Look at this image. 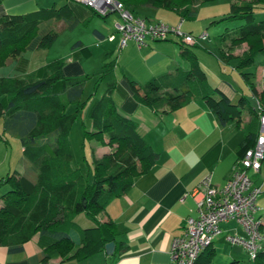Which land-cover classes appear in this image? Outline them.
<instances>
[{
    "label": "trees",
    "instance_id": "trees-1",
    "mask_svg": "<svg viewBox=\"0 0 264 264\" xmlns=\"http://www.w3.org/2000/svg\"><path fill=\"white\" fill-rule=\"evenodd\" d=\"M118 1L132 15H137L138 7L148 5L173 11L180 20H192L197 6L212 0ZM262 4L264 0H232L227 13L210 21H244L231 34L227 28L218 34V39L229 40L227 48L218 49L221 60L231 58V49L244 42L246 49L232 57L237 58L235 67L264 69V19H253V9ZM59 20L67 28L76 24L66 3L31 13L2 14L0 66L7 59L35 48H48L57 35L51 24ZM176 43L180 57L188 66L152 76L142 84L128 80L132 95L161 113L183 106L192 99H200L217 124L239 126L245 97L241 95L232 101L220 89L210 86L190 45ZM71 48L84 58L90 56L88 47L79 41L73 42ZM104 55L100 71L82 77H64L61 71L63 58L53 59L24 76L0 77V118L4 130L19 138L26 163L30 165V172L12 171L4 177L10 187L1 195L0 245L18 251L24 242L38 235V244L43 249L41 264L56 257H60V261L84 258L103 250L104 244L110 241L114 243L112 255L124 251L127 246L116 240L115 223L109 219L99 221L96 215L110 200L123 195L132 185L133 178L148 171L158 157L137 131L134 121L115 110L111 95L116 59L110 52ZM241 76L257 101L259 111L252 108L249 112L243 137L235 147L237 157L253 146L259 133V116L264 114V89H255L254 72H243ZM89 78L94 80V89L99 83L104 84V89L88 107L90 129L84 128L82 137L107 146L109 150L100 156L92 155L91 179L88 181L78 167L70 164L67 134L87 100L83 98V85ZM68 105H72L73 110L65 113ZM78 213H84L92 224L79 227L73 221V216ZM212 255L208 246L196 256L193 264H264L261 247L249 262L216 263L212 261Z\"/></svg>",
    "mask_w": 264,
    "mask_h": 264
},
{
    "label": "crops",
    "instance_id": "crops-1",
    "mask_svg": "<svg viewBox=\"0 0 264 264\" xmlns=\"http://www.w3.org/2000/svg\"><path fill=\"white\" fill-rule=\"evenodd\" d=\"M63 3L67 4L76 19L73 27L83 24L91 28L92 38L89 36L88 42L80 37L74 39V42L79 41L88 47L98 40L105 43L104 46L108 50L117 45L120 51L117 58L115 57L116 64L113 69L115 85L111 95L115 110L134 121L137 131L157 152L158 157L148 171L133 178L132 185L123 195L110 200L103 211L96 215L99 221L109 219L115 223L118 230L116 240L122 241L127 246L124 251L106 255L100 250L84 258L63 261H60V257H56L49 259L47 264H170L169 249L172 239L182 234L187 216H196L195 199L200 196L193 198L190 192L206 174H209L212 184L221 186L224 183L232 163L237 158L235 147L243 137L244 127L250 118L249 112L254 108L250 100L255 102V99L250 91L244 93L222 79L220 81L223 85L209 84L220 89L232 101L241 95L245 97L246 103L240 111L239 126L233 123L223 126L217 124L200 99H192L183 106L163 113L153 111L132 95L128 80L142 84L152 76L172 72L175 68H186L188 64L180 57L177 43L172 39L163 41L145 39V43L139 47L132 41H127L120 47L119 34L114 27L119 19L115 13L98 16L83 4L71 0H64ZM142 7V9L137 8L135 12L147 21L168 25L178 24L180 30L190 34L202 31L192 24L184 25L182 29V20L176 22L178 15L173 11L148 5ZM4 13L6 9L0 6V16ZM59 21L63 23L60 24V28H73H67L62 20ZM59 21L52 22V27ZM109 35H113L112 41L116 40L115 45L107 44L111 42L106 39ZM72 43L66 53L64 51L61 56H54L50 60L45 56L42 57V48H35L23 55L9 58L0 66V77L24 76L38 66L58 58L64 59L61 68L64 77H82L98 73L100 70L89 73V69L84 66L85 58L71 48ZM106 52L109 51H104V54ZM198 61L203 63L199 59ZM116 67H119V72ZM258 68L259 74L258 77L255 76L254 84L255 89L260 91L264 88V69ZM243 110H245L244 114ZM89 147L91 157L100 156L108 149L94 140H91ZM29 168L30 165L26 163L21 172H30ZM247 174L252 185L259 186L261 193L264 189V161L258 171H248ZM5 176L0 173V183H6ZM2 194H0V206ZM255 203L257 209L264 208V194L258 202L255 200ZM256 218L263 231L264 219L260 214ZM73 221L81 228L92 224L84 213L74 215ZM219 227L220 233L209 245V249L213 252L212 261L214 254H218V261H214L216 263H228L231 260L243 262L239 259L243 256V252H246L243 247L230 244L225 239L227 234L245 237L242 227L234 220L220 222ZM263 244L264 240L260 243L262 249H264ZM42 254L43 249L38 244V235H34L24 242L22 249L18 251H10L7 246L0 245V264H41Z\"/></svg>",
    "mask_w": 264,
    "mask_h": 264
},
{
    "label": "rangeland",
    "instance_id": "rangeland-1",
    "mask_svg": "<svg viewBox=\"0 0 264 264\" xmlns=\"http://www.w3.org/2000/svg\"><path fill=\"white\" fill-rule=\"evenodd\" d=\"M232 0H212L210 2L201 3L198 8H196L195 18L192 20L186 19L182 20V29L184 25L192 24L195 28H200L199 33L191 34L193 36H198L200 33L205 32L206 37L204 39L198 38L197 43L190 47L193 49L196 58L203 63L199 62L202 70L205 74L206 82L212 86L223 85L220 81H226L232 84V87L238 90L248 93L247 85L244 83L241 73L243 72H254L253 81L255 76L258 77V67L247 66L243 68H236L237 58H232L233 56L240 55L242 51L246 49V44L244 42L240 43L236 47H233L229 54L232 56L223 61L218 57L219 48H227L229 45V40L226 38L224 41L218 39V34L221 33L225 28H227L229 34L231 31L239 24L243 23V20H231V21H219L210 23V21L218 19L223 14L227 13L229 3ZM236 2L244 0H233ZM64 0H0V6L6 9L7 14H25L35 11V9L48 8L52 5L58 6L63 3ZM142 9L143 7H138ZM118 17V16H117ZM101 20L99 17H96ZM119 19V18H118ZM253 19L260 20L264 19V4L260 7H255L253 9ZM179 21L177 17L176 22ZM60 24L61 21L55 22L53 30L56 31L57 35L54 41L46 49L41 50L42 57L45 56L47 59H52L54 56H61V53L68 50L70 43L74 42L77 37L82 38L84 41L88 42V37L91 36L90 27L87 25H77L71 29H62ZM172 26H176L172 25ZM183 33L182 30H180ZM190 34V33H189ZM107 39V37H106ZM165 39H172L173 41H179V38L175 35L168 33ZM110 41V40H108ZM163 41V40H161ZM86 42V43H87ZM174 44L176 45V43ZM109 46L115 45L116 40L107 43ZM105 43H101L98 40L92 42L88 46L90 51V56L84 59V66L89 69V73L98 72L100 70L101 64L104 61V51H109L111 57H116L119 53V49L116 46L111 47L109 50L104 46ZM119 45V43H118ZM177 47V45H176ZM197 59V60H198ZM187 63V62H186ZM117 71L120 70L116 67ZM119 72V71H118ZM257 83V82H256ZM94 80L92 78L87 79L83 85V98H87L83 108L80 110L78 115L75 117L71 123L70 129L67 134V142L71 152L70 164L73 167H78L80 171L86 176L87 180L91 179V154L89 144L91 140H86L82 137L83 129H90L89 118L87 116V110L93 99L98 98L104 88L103 83H99L94 89ZM264 89V88H263ZM93 98V99H92ZM250 104L255 105V102L251 99ZM72 105L66 106L64 109L65 113L72 112ZM243 114L245 110L242 111ZM2 118H0V173L6 175V173H11L12 171H17L22 173L23 166L26 164L22 152V145L19 138L13 136L9 132L4 131ZM99 144V143H98ZM107 147V146H106ZM108 148V147H107ZM109 148L107 149L108 152ZM9 186L7 183H0V194L7 191ZM264 194L263 191L257 196L256 202ZM257 205V204H256ZM260 214L261 218L264 219V208H258L255 212V217ZM262 230V226L260 225ZM264 231V230H263ZM229 245V243L227 244ZM264 246V244H263ZM249 256L246 252H243V256L239 258L243 262H249ZM214 261H218L219 255L214 254ZM219 263V262H218Z\"/></svg>",
    "mask_w": 264,
    "mask_h": 264
},
{
    "label": "built area",
    "instance_id": "built-area-1",
    "mask_svg": "<svg viewBox=\"0 0 264 264\" xmlns=\"http://www.w3.org/2000/svg\"><path fill=\"white\" fill-rule=\"evenodd\" d=\"M71 1L83 4L98 16L115 13L119 18L114 27L119 34L120 47L127 41H132L139 47L145 43V39L164 40L168 33L178 37L180 42L190 45L196 44L198 38L206 37L205 32L193 36L181 32L178 24L172 26L162 22H150L143 17L132 15L118 0ZM107 39H113V35L107 36ZM254 109L259 111L256 100ZM258 132L253 146L234 160L221 186L212 184L209 174H206L190 192L193 198L200 196L195 199L196 216H187L182 234L172 239L169 249L170 264H193L196 256L220 233V222L227 220H234L239 224L245 237L227 234L226 241L242 246L249 260L254 258L264 240V232L255 217V200L260 188L252 185L247 172L258 171L264 160V114L259 116Z\"/></svg>",
    "mask_w": 264,
    "mask_h": 264
},
{
    "label": "water",
    "instance_id": "water-1",
    "mask_svg": "<svg viewBox=\"0 0 264 264\" xmlns=\"http://www.w3.org/2000/svg\"><path fill=\"white\" fill-rule=\"evenodd\" d=\"M114 243L112 241L104 244L103 251L106 255H111L113 252Z\"/></svg>",
    "mask_w": 264,
    "mask_h": 264
}]
</instances>
